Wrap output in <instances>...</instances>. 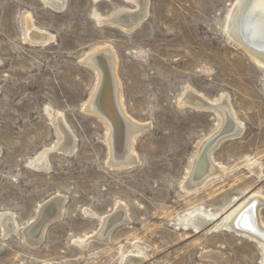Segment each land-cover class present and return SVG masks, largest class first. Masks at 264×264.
<instances>
[{
    "label": "rangeland",
    "instance_id": "374dc122",
    "mask_svg": "<svg viewBox=\"0 0 264 264\" xmlns=\"http://www.w3.org/2000/svg\"><path fill=\"white\" fill-rule=\"evenodd\" d=\"M237 1L0 0V264H264L258 241L219 226L249 193L264 197V65L228 34ZM138 11L131 28L110 21ZM108 47L120 104L142 125L135 161L117 166L108 124L87 108L99 76L84 60ZM194 93L225 100L240 131L210 152L221 172L188 187L224 125ZM58 195L62 215L34 244L24 229ZM119 205L126 221L93 238ZM197 210L216 219L195 228Z\"/></svg>",
    "mask_w": 264,
    "mask_h": 264
},
{
    "label": "bare ground",
    "instance_id": "6f19581e",
    "mask_svg": "<svg viewBox=\"0 0 264 264\" xmlns=\"http://www.w3.org/2000/svg\"><path fill=\"white\" fill-rule=\"evenodd\" d=\"M48 1L54 3V0ZM138 1L142 3L141 10H144L146 0ZM249 2L250 0L237 1L233 11L229 15L227 21V31L228 34L237 41V43L244 46L245 50L249 52L252 58H254L259 64L264 65V0H256L253 10H250V8H248V10L246 9ZM245 9L247 10L246 15ZM141 12L142 11H138L136 13L123 12L110 21L120 24L128 29L138 23L141 17ZM34 35V39L44 41V38H42V35L39 32L35 31ZM113 57L112 50L108 47L93 52L85 58L84 61L89 66L94 68L99 76L98 87L92 99L88 103L87 108L90 111L99 114L100 117H102L108 124L110 128L108 143L111 150V158L109 159V162H111L112 165L117 166L130 164L135 161V157L132 153V144L135 135L142 130V125L127 116L120 104V90L117 78L115 77V62ZM106 96H108V99L119 116L118 120L121 124L120 126H124L120 132L118 131V134L115 132V125L111 118L103 113L101 103H99V99L102 97L106 98ZM188 99L191 103H195L198 107H216L214 110H217L223 115L224 121L221 131L210 141L207 140V142L203 144L202 149L194 163V170L186 182L188 187H199L203 185V182L207 181L210 176L218 175L222 170L221 167L212 159L210 155L211 151L209 152V149L208 152L206 151L208 146L214 144L217 137L229 130L230 127H232V134L238 133L240 131V125L237 124L236 119L234 118L233 113L225 100L222 104L218 105L195 93L192 96L189 95ZM61 128L64 130V137L60 147L63 150L69 151L68 149L74 145V136L66 125L61 124ZM199 160L201 162L199 172L206 173L203 177L198 176V172L194 174ZM41 167H44V165ZM60 197L61 195H58L45 203L49 205L46 206L44 204L41 207L36 220L27 227L24 234L29 241L30 239H33L32 242L37 243L40 238L43 237L47 224L50 221L58 220L60 218L62 215V205L58 201ZM262 206H264V197L258 195L257 193H249L247 197L233 206V208L227 213V216L223 218L219 226L223 224L224 226L227 225L228 228H231L235 232L258 241L264 249V222L260 217ZM119 208L122 212V217L120 219L124 220L126 217L125 208L120 205ZM58 215L60 216L57 218ZM106 219L107 217L104 218V225L93 235V238L101 241H107L109 239L111 230L109 229V218L107 220ZM215 219L216 216L214 214L197 210L195 212L188 213L185 220L190 222L195 228L200 229L207 226ZM44 220L45 222L47 221V223L42 226L44 224L42 223ZM7 221L5 222V225L8 230L11 228L13 229L15 227L14 222L10 218H8ZM215 225L216 223H214V226ZM41 228L43 229L41 230ZM130 262H133V259Z\"/></svg>",
    "mask_w": 264,
    "mask_h": 264
},
{
    "label": "water",
    "instance_id": "95a60500",
    "mask_svg": "<svg viewBox=\"0 0 264 264\" xmlns=\"http://www.w3.org/2000/svg\"><path fill=\"white\" fill-rule=\"evenodd\" d=\"M255 1L256 0H250V2H249V4L247 5V7H246V9L248 10V8H250V10H253V8H254V6H255ZM245 9V15H246V12H247V10ZM244 25V24H243ZM246 41V40H245ZM262 50V49H261ZM100 101V102H99ZM99 103H101V108H102V110H103V113L104 114H106L107 116H109L110 118H111V120H112V122L114 123V125H115V132L118 134V131L120 132V130L124 127H121L120 125V122H119V120H118V114L116 113V111H115V109L113 108V106H112V104H111V102H110V100L108 99V96H106V98H104V97H102V98H100L99 99ZM99 116V115H98ZM121 127V128H120ZM232 132V127H230V129L229 130H227V131H225L224 133H222L221 135H219L218 137H217V139H216V141H215V143L214 144H212L211 146H208V148H207V152H208V149H209V152L210 151H212L215 147H216V145L218 144V142H219V140L222 138V137H224V135L225 136H229V135H227L228 133H231ZM222 136V137H221ZM119 156V155H118ZM207 158V157H206ZM201 162H200V160L197 162V166H196V169H195V171H194V174L195 173H197L198 172V176H204L206 173H204V172H199V168H200V166H201V164H200ZM58 201L61 203L62 202V205H63V198L62 197H60L59 199H58ZM46 206L47 205H49V204H45ZM60 215H58L57 216V218L59 217ZM61 217V216H60ZM46 220V219H45ZM45 220L42 222V223H44L42 226H44L46 223H47V221L45 222ZM54 221H56V220H54ZM54 221H50L48 224H47V226L49 225V224H51L52 222H54ZM126 220H122V219H120V217H118L117 216V214L116 215H114L113 216V218L110 220V227H109V229L110 230H113L116 226H118V225H120V224H122V223H124ZM43 228H41V230H42ZM26 230H27V228H25L24 229V234H25V232H26ZM41 239H42V237L40 238V240L37 242V243H34V244H38V243H40V241H41Z\"/></svg>",
    "mask_w": 264,
    "mask_h": 264
}]
</instances>
